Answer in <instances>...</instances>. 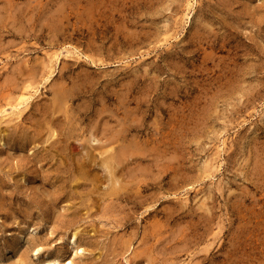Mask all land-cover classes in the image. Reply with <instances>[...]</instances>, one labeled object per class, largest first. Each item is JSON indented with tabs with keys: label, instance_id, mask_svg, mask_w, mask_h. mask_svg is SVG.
<instances>
[{
	"label": "rangeland",
	"instance_id": "1",
	"mask_svg": "<svg viewBox=\"0 0 264 264\" xmlns=\"http://www.w3.org/2000/svg\"><path fill=\"white\" fill-rule=\"evenodd\" d=\"M0 264H264V0H0Z\"/></svg>",
	"mask_w": 264,
	"mask_h": 264
},
{
	"label": "bare ground",
	"instance_id": "2",
	"mask_svg": "<svg viewBox=\"0 0 264 264\" xmlns=\"http://www.w3.org/2000/svg\"><path fill=\"white\" fill-rule=\"evenodd\" d=\"M59 101H60V100H59ZM59 104H60V103H59ZM55 107H56V106H55ZM53 109H54V108H53ZM53 109H52V112H53ZM54 113H55V112H54ZM54 113H53V114H54ZM53 133H54V132H53ZM105 152H106V151H102L101 154H104ZM109 154H111V153H109ZM109 154H108V155H109ZM104 159H105V158H104ZM83 161H84V160H83ZM94 161H95V160H94ZM105 161H106L107 163H109L110 165H112V163L115 162V161H114V156L110 157L109 159L106 158ZM81 164H82V163H81ZM81 164H80V165H81ZM109 164H108V165H109ZM86 165H87V164H86ZM113 166H114V164H113ZM111 167H112V166H111ZM114 168H115V167H114ZM110 170H111V168H110ZM115 172H117V171L115 170ZM113 176H114V177H113L114 180L117 181V179H116V174H113ZM111 185H112V184H111ZM119 187H120V186H119Z\"/></svg>",
	"mask_w": 264,
	"mask_h": 264
}]
</instances>
